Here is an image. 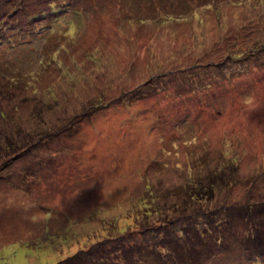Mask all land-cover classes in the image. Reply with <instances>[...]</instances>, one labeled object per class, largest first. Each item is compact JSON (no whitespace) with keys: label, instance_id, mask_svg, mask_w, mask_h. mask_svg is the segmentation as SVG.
Segmentation results:
<instances>
[{"label":"rangeland","instance_id":"1","mask_svg":"<svg viewBox=\"0 0 264 264\" xmlns=\"http://www.w3.org/2000/svg\"><path fill=\"white\" fill-rule=\"evenodd\" d=\"M9 160L0 264H264V0H0Z\"/></svg>","mask_w":264,"mask_h":264},{"label":"trees","instance_id":"2","mask_svg":"<svg viewBox=\"0 0 264 264\" xmlns=\"http://www.w3.org/2000/svg\"><path fill=\"white\" fill-rule=\"evenodd\" d=\"M28 150H29V148L26 149V150H23L21 153H26ZM21 153H19L17 155L20 156ZM15 158H19V157H15ZM9 166H10V160L8 162H6L4 165L0 166V169L3 170V171H6V170H9L8 169ZM210 183H212V186H209ZM215 183L216 182L212 181V178H209L207 188H209V187L212 188L213 185H215ZM250 207H251V205L247 206L246 212H248V213H246V215H245V213L242 214L243 215L242 217L246 218L247 221H249V220H251L252 218L255 217V215L253 214L254 210H252ZM240 208L245 211L244 207L240 206ZM142 219H144V217ZM141 223H142V220L138 224H141ZM107 224H109V223H107ZM111 224H113V223H111ZM124 235H126V233ZM255 240H257V239H255ZM101 245H103V241L99 242L97 245L93 246V248L90 249L89 251H82V252H80L78 254H75V255L71 256V258H68V259L60 262V264H105L104 263L105 258L108 261L111 257L116 256V255H115V252L109 251V252L101 253L102 256H100L99 253L96 251V249H98L97 247H99ZM259 246H260V249L258 250V252L260 250L263 251L264 250V245H261V243H260ZM251 258L253 260V255L251 256Z\"/></svg>","mask_w":264,"mask_h":264}]
</instances>
